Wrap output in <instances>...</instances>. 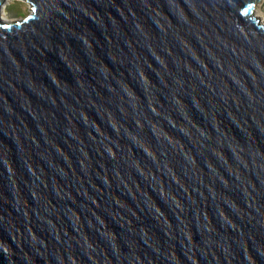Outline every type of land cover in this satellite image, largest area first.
<instances>
[{
    "label": "water",
    "instance_id": "obj_1",
    "mask_svg": "<svg viewBox=\"0 0 264 264\" xmlns=\"http://www.w3.org/2000/svg\"><path fill=\"white\" fill-rule=\"evenodd\" d=\"M24 1L0 264H264L261 0Z\"/></svg>",
    "mask_w": 264,
    "mask_h": 264
},
{
    "label": "rangeland",
    "instance_id": "obj_2",
    "mask_svg": "<svg viewBox=\"0 0 264 264\" xmlns=\"http://www.w3.org/2000/svg\"><path fill=\"white\" fill-rule=\"evenodd\" d=\"M257 7H258V16L264 21V0H261L257 4L256 9ZM6 11L8 17L12 21L20 20L31 13V5L24 0H13L10 4L7 5Z\"/></svg>",
    "mask_w": 264,
    "mask_h": 264
},
{
    "label": "bare ground",
    "instance_id": "obj_3",
    "mask_svg": "<svg viewBox=\"0 0 264 264\" xmlns=\"http://www.w3.org/2000/svg\"><path fill=\"white\" fill-rule=\"evenodd\" d=\"M13 0H6L1 8V16H2V20L5 22H12V20L8 17L7 15V11H6V7L8 4H10ZM254 14H256L258 16V7L257 9L254 11ZM261 19V18H260ZM261 23L264 25V21L261 19Z\"/></svg>",
    "mask_w": 264,
    "mask_h": 264
}]
</instances>
